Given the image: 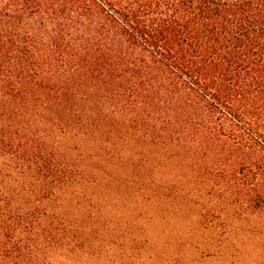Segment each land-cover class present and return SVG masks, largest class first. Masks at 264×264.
<instances>
[{
	"label": "trees",
	"instance_id": "obj_1",
	"mask_svg": "<svg viewBox=\"0 0 264 264\" xmlns=\"http://www.w3.org/2000/svg\"><path fill=\"white\" fill-rule=\"evenodd\" d=\"M121 200L130 242L264 264V0H0V262Z\"/></svg>",
	"mask_w": 264,
	"mask_h": 264
},
{
	"label": "rangeland",
	"instance_id": "obj_2",
	"mask_svg": "<svg viewBox=\"0 0 264 264\" xmlns=\"http://www.w3.org/2000/svg\"><path fill=\"white\" fill-rule=\"evenodd\" d=\"M116 208L119 229L116 237H114L112 227L109 225L103 243L94 251L89 249L77 250L74 254L65 251L49 252L40 255L41 259L38 262L32 261L28 264H217L205 252L191 254V251L182 249V246H174L175 243H172L173 246H165L163 241L169 240L165 234L158 236L140 233L133 242L128 241L125 235L122 236L127 230L124 223L126 222L124 211L127 204L121 200ZM113 213H115L113 209H108L109 222L113 220ZM249 261L253 264H261L255 255H251ZM0 264L20 263L3 261Z\"/></svg>",
	"mask_w": 264,
	"mask_h": 264
}]
</instances>
